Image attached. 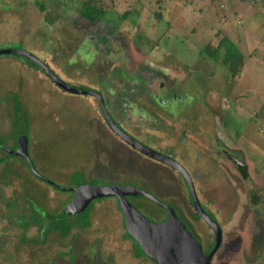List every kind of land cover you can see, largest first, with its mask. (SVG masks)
Instances as JSON below:
<instances>
[{
	"label": "rangeland",
	"instance_id": "1",
	"mask_svg": "<svg viewBox=\"0 0 264 264\" xmlns=\"http://www.w3.org/2000/svg\"><path fill=\"white\" fill-rule=\"evenodd\" d=\"M84 2L89 12L100 11L101 21L96 25H91L80 16ZM2 6L6 8L5 12H2ZM36 7H43L42 12L36 14ZM123 13H126L124 17L121 16ZM45 15L48 23L45 22ZM82 23L88 26L84 27ZM0 24L3 27L0 30V49L27 50L48 64L63 82L76 86L85 83L99 88L107 103L112 104L110 110L119 123L148 146L164 154L166 151L162 147H167L169 153H176L185 160L183 146L189 144L196 148L191 143L195 138L191 133L189 139L185 133H173L175 129L178 132L179 126L195 127L203 133L211 128L232 147L239 146L240 150L234 152H237V157L242 154V158L249 160L246 167L250 175L246 174L245 178L229 165L231 172L228 176L224 175L222 181H226L230 190L227 196L235 195L234 205L245 202L246 205L240 208L242 212L239 214L235 212L237 208L234 206L235 210L228 215H223V209L218 205L217 212L211 208L221 227L222 237L209 264H264V249L260 254L262 247L258 245L257 250L253 251L251 244L248 245V239L243 245L247 255L239 256L243 248L240 247L238 253L234 244L238 237L235 234L236 228L241 222L244 225L242 234H245L249 230L246 227L255 229L254 219L262 218L260 210L252 208L255 205L252 199H264V185L261 187L260 184H264V0H0ZM101 32L105 33L99 34ZM77 33L83 34L84 40L91 43H94L97 36H101L108 45L109 40L113 44L108 46L110 51H100V55L92 54L88 67L75 62L68 65L70 71L64 70L68 60L67 46ZM222 37L229 41L240 56L238 69L235 65L237 70L231 77L222 62H219L222 55H215L217 51L222 53L224 50L216 46L217 40ZM206 44L207 50L202 48ZM86 46L89 51L91 47H96L88 43ZM216 57L219 61H214ZM97 59L106 62L102 63L104 70L99 73L93 69ZM19 61H23L21 65L16 63ZM29 62L24 56L0 55L1 130L14 120L12 115L10 118L6 115L13 113L12 105L16 99L13 93L20 87V78L34 75L32 72L36 68ZM154 72L159 75L153 76ZM36 73L44 77L38 69ZM134 79L138 82L131 81ZM109 86L115 88L117 96L106 97L111 92L106 89ZM164 86H175L174 94L181 105L180 109L183 113L192 114L189 113L187 117H169L163 113L157 102L165 93ZM36 92L29 93L33 102L30 106H27L24 99L23 107L27 106V112L20 113V119L17 120L19 125L15 128V132L19 128L28 135L31 131V136L40 143L35 152L43 157L36 159L40 166L36 165L28 149L36 171L67 188L69 184L67 186L60 182L56 175V166L71 169L79 166L86 172L94 168V171L100 173H94L96 176L93 178H90L92 173L90 177L76 174L72 181L74 185L85 182L96 186L124 184L127 176L124 175L126 173L121 174L119 167L125 163L116 155V147L112 148L113 143L109 140L111 136L99 133L98 125L86 106L57 94L42 103L41 97H33ZM125 94L130 97H121ZM122 98L131 99L130 109L131 105L125 109ZM86 99L87 107L94 112L95 104L88 97ZM98 114L100 116L99 111ZM164 126L169 128L163 134L164 139H160L162 133L156 130L152 133L153 129L150 128L161 129ZM109 133L115 136V133ZM0 140L5 141L2 134ZM122 151V146H119L118 152ZM140 163V160L134 158V164ZM187 163H192L188 156ZM46 166H50L49 173ZM115 166L118 173L114 171ZM181 178L178 177L177 183L186 189ZM6 182L0 180V264H153L148 258H133V244L125 238L122 216L118 204L109 200L112 197L93 201L89 226L86 228H72L65 238L58 231L50 232L44 244L22 242V237L31 239L40 236V226L33 222L39 221L43 227L54 225L50 216L65 208L69 202L66 196L70 193L40 188L37 190L40 203L34 199L8 198L10 192L8 186L4 188ZM136 185L141 186L139 183ZM206 189L211 190L210 186ZM241 191L246 194V198L242 197ZM219 192H215L216 195H220ZM221 194L226 196L225 188H222ZM216 199L220 203L224 202L223 198ZM42 204L47 205L44 207ZM136 204L149 220L158 221L151 210L144 208V204ZM46 208L53 210L52 213L46 212ZM74 217L65 218L62 224L74 220ZM191 225L201 240L202 250L205 249L208 240L212 238L210 232L200 222ZM17 226L23 228L22 237ZM256 231L252 232L254 236L259 234V231L255 234ZM70 235L74 237L71 242L74 245L70 244ZM263 238L262 233L259 242L264 243Z\"/></svg>",
	"mask_w": 264,
	"mask_h": 264
},
{
	"label": "flooded vegetation",
	"instance_id": "2",
	"mask_svg": "<svg viewBox=\"0 0 264 264\" xmlns=\"http://www.w3.org/2000/svg\"><path fill=\"white\" fill-rule=\"evenodd\" d=\"M81 17L85 18L83 15ZM44 18H45V22L48 23L47 22L48 21L47 20V15H45ZM85 19L87 20V18H85ZM99 21H101V20L100 19L98 21H89V20H87V22H89L91 25H96L97 22H99ZM83 24L84 23H82V26H83ZM86 26H88V25L84 24V27H86ZM82 30H83V28H81L80 32H82ZM105 31H106V29H105ZM104 33L105 32H101L99 34H104ZM109 33H111V32H109ZM82 36H83V34L80 35V34L77 33V36L74 37L75 39H72L70 41V45L67 46V52H68V60L66 62L67 65H70V63L74 64L75 62H78L79 65L82 64V66L88 67L87 64L89 65V59L93 57L92 54L100 55V51H104V52L110 51L108 49V46L113 44V41L109 40L110 44L108 45V43L106 42V39H102L101 36H97L95 41H94V43L93 42L91 43L88 40H84L85 38H84V36L82 38ZM67 42H69V37L67 39ZM87 43L91 44L93 46L95 45L96 47H91L92 50L90 49V51H89V50H87V48H89V47L86 46ZM128 48H129V45H128ZM72 57H73V60L71 59ZM98 59H97V63L95 62V65H94L93 69H94V72L96 71V72L99 73V71L102 72L104 70L103 69V64H106V62L105 61H100L99 62ZM46 65L48 66V64H46ZM81 68L84 69L83 67H81ZM89 69H92V68L89 67ZM52 72H54V71H52ZM69 75H70V73H68V77H69ZM152 75L153 76H155V75L158 76L159 73L154 72ZM151 78H152V76L149 77V79H151ZM131 81H133L135 83L138 82V81H135V79L131 80ZM66 83L69 84L70 86L76 88V89H79V90L88 89V90L93 91V92H98L100 94V96H101L102 103H103L105 111L108 112L110 118L129 137L139 141L142 144L147 145V147H149L150 149L155 150L156 153H158V154H160L162 156H165V157L175 161L180 167L184 168V170L187 172V174H188V176H189V178L191 180L190 183H191V186H192V190L194 188L193 193L195 191L194 196L196 194L195 198L197 197L198 204L201 207V209L203 210V213H206L207 216L212 218L215 221V223L217 224L218 227H219L218 222L214 218L212 210H215L217 212V209H219V208L216 207V204H215L214 200H212V199L211 200H207V199L202 197L203 193L201 191H202V188H203L204 185H205L206 188H207V186H210V188H211V186L214 185L213 186L214 189L212 188L211 190H215V192H217V193H218V190H220V192H219L220 195H216V193L215 192H211V190H207L206 193H207V197L223 198L224 202L221 201V204L225 205V208H223V210L221 211V212H223V215H228V214H230L231 211H234L235 210L234 206L237 208V210L235 212H238V214L242 212L243 208H245L246 202L245 203H241L238 206L234 205L235 204V202H234L235 201V197H234L235 195L231 194V196L230 195L227 196V193H229L230 190L226 186V183H225L226 181H222V180H224L223 176L226 175V174L228 176L229 172H231V169H230L229 165L236 170L237 174L241 173V175L242 176L244 175L245 178H246V174L250 175L249 169L246 167L248 165L244 163L242 156L237 157L236 156L237 152H234L235 150L239 151V149H238V148H240L239 146H233L232 147V145H229L227 142H225L223 140L224 138H221L220 136H218L217 132L214 133L213 130H211V128H210L211 131L210 130L208 132L204 131V133H203L201 130L195 129V127L194 128H190V127L184 128L183 126H179L178 129H177L178 132L175 129V131L173 133H176V134L188 133L189 134L190 132H192L194 130H197V132H199L197 137L200 138L201 140L203 139L202 144H199L198 148H196L195 151L190 154V158L192 160V163H190V166H189V164L187 163V160H183V159L179 158L178 155H176V153H173V155H172V153H169V150H167V147H162L161 144H159V147H162V148L165 149V151H166L165 153L166 154H164L161 151H158L155 148H152V147L148 146V144L143 143L142 141L138 140L134 136V134H132L126 128H124L119 123L117 117L111 112L110 108L112 107V104L110 103L109 100L108 101H109L110 104L107 103V100H105V98H104L105 96L103 95L102 90H100L99 88L92 87L91 85H88V84H85V83H83L85 85L80 83L77 86L73 85V84H71L69 82H66ZM128 86L131 87L132 85H128ZM57 87L59 88V86H57ZM174 87L175 86H172L171 88H167L166 86L163 87L165 93H163V96L160 99H158V102H157L158 104L157 105L159 106L161 111L163 113L167 114V116H169V117H173L175 115H178V116H180V115L183 116L184 115V117H187L189 115V113L192 114V112L188 111L189 113L186 112L187 113L186 114V113H183L182 109H180L181 105H180L179 101L177 100V97L174 94V92H175L174 91ZM106 89H108V91H111V92H109L106 95V97L117 96V93H116V90H115L114 87H112L113 90L110 88V86L108 88H106ZM113 92H115V93H113ZM71 94L76 96L74 98L75 102H78L79 105L80 104L83 105V106L85 105L87 110L90 111V114L93 117V119L95 121V124L98 125L97 128L100 127L102 129H104L102 131V133L100 132V134H103L104 136L109 134L111 136V137H109V140H111V142L114 145V146L112 145V148L117 147L119 149V146H122V148H124L125 150H128L129 153H133L135 159H137V160L147 159L148 161L155 163V167H153V169H151V168H149V170L146 169L147 171H151L152 170V172H154L153 173V174H155L154 181L150 180L148 178V176H146L144 174L145 171L143 172V170H141V168H142V166H140L141 163L139 165H136V164L132 165L131 164L128 167L129 169L123 171L121 174L123 175L124 173H127V174H124V175H126L127 177H129L133 181H129L127 183L125 182L124 184H121V186L131 185V186H135V187H137V188H139V189H141L143 191L146 190L147 193H149L154 198H157L158 201L166 203L169 206H171L173 208V212H174V214H176V217L178 218V220L185 226V224L183 222V220H184L185 223L189 226V228H187V226H185V228H187L188 231L192 234V236L197 240V243L199 244L201 252L206 254L211 248V246L209 247V245H212V243H213L214 234L211 231L210 227H208L195 214L193 206H192V203H191V199L189 198V191H188L187 185L185 183L186 180L184 179V177L178 171H176L175 168L172 169V168L168 167L167 165H164V164L156 161L155 159L148 157L147 154L140 153V151H138L137 149H135L134 147H132L131 145L126 143L124 140H121L119 137H117L116 134L113 137L109 133V131L110 132H112V131L105 124V120H104V117H103V111H101L100 103L94 96H92V95H90L88 93H83L85 95L87 94L86 96L83 95V94H74V93H71ZM87 97L89 98L90 102L95 104V111L94 112L91 111V109L89 107H87V99H86ZM121 97H130V95H126L125 94V96H121ZM186 98H188V97H186ZM122 102L124 104L125 109L129 105H131V106H129V109L132 107L131 99L126 98L124 100L122 98ZM182 102H184V101L182 100ZM198 102L200 103L201 101H198ZM177 103H179V105H177ZM108 106H109V108H108ZM97 110L100 112V116H99ZM203 110H204V108H203ZM150 128L153 129L152 133H155V130H156V132L162 133V137L160 139H164L165 138V135L163 136V134H166L167 130L169 129L168 127L164 126V128L163 127L161 128V129H164L163 132H161V131H159V130H161L159 127L158 128L150 127ZM182 130H187V131L182 132ZM145 133H147V132H145ZM149 138H151L150 134H149ZM229 146H231V147H229ZM159 147L157 146V148H159ZM122 154L124 155L121 158L122 159V163L126 164L127 163L126 162V160H127L126 156H125L124 153H122ZM195 160H196V162L199 160V164H198V167H197L198 170L197 169H193V167H195L194 166ZM140 162H141V160H140ZM132 168L134 169L133 171H132ZM137 169H140V171L138 172ZM227 170H229V171L227 172ZM133 172H134V176L132 177ZM222 173H223V175H222ZM219 176H221V178H219ZM178 177H180V178L182 177L181 180L182 181L184 180V184L186 186V189H185V187H183V185H181L180 183H177ZM216 178L218 179V181L216 180ZM209 180H210V183L207 184V182ZM204 181H206V182H204ZM220 181H222L223 183L220 182ZM133 183H136V184L139 183V184H141V186H138V185L133 184ZM219 183L221 185L220 189H218L219 188ZM223 184H224V186H223ZM227 184H229V183H227ZM260 184H261V187H263L264 184H262V183H260ZM222 188L226 189V196H224V197L221 194ZM185 191L187 192V195H186ZM241 193H242V197L246 198V194L243 193L242 191H241ZM69 195H70L69 196V199H70L72 193H70ZM160 197L171 198V200H170L171 202L168 203L166 200H164V199L162 200V198H160ZM226 198H229V199L226 200ZM126 199H128L133 204H134V202H136V203L137 202L138 203L141 202L142 204H144V208H148V210H151L150 212H152L157 217V219H158L157 222H159V221H161V220H163L165 218V209L163 207L159 206L158 204L150 201L146 197L144 198V197L138 196V195H131V196H126ZM217 203H220V201L218 200ZM252 203L255 204V205H252V208L254 209V207H255V208L259 209L260 210V215L262 216V218H261V220H259V218L254 219L255 222L253 223V225L255 226V229H252L251 226L246 227L247 229L249 228V230H247L245 232V234L244 233L242 234V230L244 228L243 227L244 225L241 222L239 224V227L236 228L237 229V233H235V234L238 237L235 240L234 244L236 245L237 252L239 253V251L241 250L240 247L243 248V245L246 244L247 240L249 239L248 240V245L250 246V244H251L252 250L253 251H255V249L257 250V247L259 245L260 247H262L261 248L262 251L261 252L258 251V252H260V254H262L263 249H264V243H263V241L259 242L261 240V239H259V237L260 238L262 237V233H263V237H264V217L262 215V214H264V199L262 201V200H259L256 197H254L252 199ZM151 204H153L152 205L153 208L151 207ZM247 204H249L248 201H247ZM211 208H212V210H211ZM240 208H242V209H240ZM196 222H200V224L204 225L208 229L210 234H211L212 238H210V240H208V243H207V246H206L207 248L209 247L207 251H205L206 247H205V249H203L204 251L202 250V248H201L202 244L200 243L201 240H200L199 236L197 235V233L195 232L194 227H192V225H191V224H194ZM190 228H191V230H190ZM219 228H220V235H221L219 241H221V237H222L221 227H219ZM254 230H257L255 232V234H257V232L259 231V234H258L259 237L258 236H254V234H252V232H254ZM252 235L254 236V238L252 237ZM263 240H264V238H263ZM259 249L260 248H258V250ZM243 254L247 255L245 250H244V248H243V251H241L239 253V256H242ZM255 255H257V254H255ZM241 258H243V257H241ZM261 258H262V256H260L259 260H261ZM261 262H262V260H261ZM259 264H261V263H259Z\"/></svg>",
	"mask_w": 264,
	"mask_h": 264
},
{
	"label": "water",
	"instance_id": "3",
	"mask_svg": "<svg viewBox=\"0 0 264 264\" xmlns=\"http://www.w3.org/2000/svg\"><path fill=\"white\" fill-rule=\"evenodd\" d=\"M0 55H16L26 57L33 62L51 82H54L60 89L74 94L88 93L94 96L100 103L101 111L107 127L126 143L140 151L142 154H147L148 157L167 165L172 169H176L186 180L189 191V198L197 217L202 220L214 234V240L210 250L204 254L201 252L197 240L192 236L187 228L178 220L173 208L166 203L160 202L157 198L151 196L147 191H143L135 186H121L118 183L108 184L105 186H96L88 182L76 185L72 190V195L69 202L61 211L60 216L74 215L83 211L86 206L95 199L112 197L116 199L119 212L123 220V229L128 233L130 238L140 247L147 258L154 264H209L211 255L218 246L220 240V228L215 221L203 213V210L195 198L190 178L184 168L180 167L175 161L162 156L150 149L147 145L129 137L118 125L110 118L105 111L101 96L98 92H93L88 89L79 90L66 82H63L58 76L52 72L44 61L40 60L27 50L20 49H0ZM17 150L16 154L27 161L28 169L34 175L38 172L32 166L31 159L28 154L27 136L23 129H20L17 135ZM138 195L146 197L150 201L158 204L165 209V218L159 222H153L144 216L126 196ZM59 216V217H60Z\"/></svg>",
	"mask_w": 264,
	"mask_h": 264
},
{
	"label": "crops",
	"instance_id": "4",
	"mask_svg": "<svg viewBox=\"0 0 264 264\" xmlns=\"http://www.w3.org/2000/svg\"><path fill=\"white\" fill-rule=\"evenodd\" d=\"M82 4H86V2H84ZM5 10H6V8L3 7L2 12H5ZM42 10H43V7L42 8L41 7H36V12H37L36 14L41 13ZM2 29H3V27L2 28L0 27V30H2ZM22 62L23 61H19V62H16V63L21 65ZM32 65L34 66V64H32ZM34 68H36L35 70L37 71L38 68L36 66H34ZM68 68H69L68 65H67V67L64 65V70L66 69V70L70 71ZM35 70H33V72L31 71L32 74H34L32 76H28L27 75L26 78H24V79L20 78V80H19V77H18V80H19V83H20L19 84L20 87L16 88V91H14L13 95H14V97H16L15 100L19 101L20 105L22 107H23L24 99H26L27 106H30V104L33 103L31 101V97L32 96L29 95V93L34 92V91H37V92H36L35 95H33V97H41L43 99L42 103H46V101L48 99H53L55 94H57L59 97H62V98L64 97L65 99H68V100H70V99L74 100V98L76 97L75 95H72L71 93H69L67 91H64V90H62L60 88L58 89L56 84L54 82H51L39 69L38 70L44 75L45 79H44V77H41L38 73H36ZM60 90H62V91H60ZM44 98H46V99H44ZM263 106H264V104H263ZM26 107L24 106L23 108H21V110L23 112H27ZM42 108L45 109V106H43ZM11 112H13V110H11ZM10 115H12L13 118L15 117V113L14 112L12 114H8L7 113L6 117L10 118ZM262 117L264 119V110H263V113H262ZM10 121H11V119H10ZM13 122H14V120H13ZM13 122L8 124V125H6L4 128H2V130L0 128V135L2 134L4 136V138H5L4 142L2 140H0V180L7 181L5 186H4V188L8 186L7 188L9 189V192H10V195H8L9 196L8 198L13 196L15 199L16 198H25L26 200L27 199L28 200L34 199L35 201H38L40 203V201L38 199L37 190H39L40 188H43V189L47 188L49 190H51V189H50V187L46 186L43 182H40L38 179H36L34 176H32L30 174V172L28 171L27 166H25L23 164L22 157L15 153L16 150H17V145H18L17 135H18V132H19L20 129L18 128L17 131L15 132V126L13 125ZM98 130H99V133L100 132L102 133V131L104 129L98 127ZM190 133L192 134L193 138H195L194 141H191V143L196 148H198L199 144H202L203 139L201 140L200 138L197 137L198 134H199V132H197V130H194V131H192ZM25 134L27 136L28 149H29V152H30V156L33 157L32 159L36 162V165H38L37 164L38 161H36V159L38 157L43 158L39 153L38 154L35 153L36 149H37V147H38V145L40 143H38V141L31 136L32 135L31 131H30L29 135H28L27 132ZM189 134L185 133V136H186L187 139H189ZM29 140H30L31 143L29 142ZM188 142H189V140H188ZM183 147H185V151H184V153L186 155V159L185 160H187V156L190 157V154L193 153L196 148H193V146L189 145V144H185ZM118 151H119V149L116 147V151L115 152H116V155L118 156V158L120 159L121 162H122L121 158H122V156H124L122 153L125 154L126 159H127L126 160L127 163L125 164L126 166L122 165L121 167H119L121 169V171L123 172V171L129 169L128 168L129 165H131V164L133 165L134 164V155H133V153H129V151L125 150L124 148H123L122 153L118 152ZM241 156L243 157L242 154H241ZM128 158H130V159H128ZM140 160H141V166L143 168V172L145 171L144 174L146 176H148V178L150 180L154 181V178H155V174H153L154 172H152V170L151 171H147L146 169H148V170H149V168L153 169V167H155V163L150 162L147 159H144V160L140 159ZM243 161H244L245 164H247V161H249V160H247V159L245 160L243 158ZM194 163H195L194 164L195 167H193V169H197L198 164H199V160L197 162L195 160ZM116 165H117V163H116ZM38 166H40V165H38ZM189 166H190V164H189ZM46 167H47L46 171H48V169H50V166L49 167L46 166ZM117 169H118L117 166H115L114 171H116V173L119 172V170H117ZM133 170L134 169L132 168V171ZM55 171H56V175L58 176L60 182L64 183L65 185L69 184V186L67 185L69 187V189H73L77 185V184L74 185L73 182H72L73 179H74L73 178L74 175L80 174L82 176L85 175V176L90 177L89 175H90V173H92V175H91L92 177H90V178H93V177L96 176L94 173H98V172L94 171V168H92L91 170L86 172L85 170H83L79 166H75L72 169L71 168H67L65 166H62V168H60V167L58 168V166H56ZM48 173H49V171H48ZM98 174H100V173H98ZM133 174H134V172H133ZM126 178H127V180H125L124 183L125 182L127 183L128 181L131 180L129 177H126ZM204 182H206V181H204ZM213 186L214 185L211 186V189L212 188L214 189ZM206 191H207V189H206V187L204 185L203 188H202V191H201L203 193L202 194L203 198H205L207 200H211L212 199V200L215 201L216 207L218 205L222 209L225 208V205H221V203H217L218 200L216 198L207 197ZM211 192H215V190H211ZM63 193H67V192H63ZM65 195H67V194H65ZM69 196L70 195H68V197L66 196V198L69 199ZM160 198L166 200L167 202H169L171 200V198H168V197H160ZM109 200L110 201H114L115 203H117L116 199H114V198H110ZM7 205H8V203H7ZM46 205L47 204H42V206H44V207ZM46 210H47L46 212H49V213H52V211H53V210H48L47 208H46ZM60 212L57 211V213H60ZM29 215H30V212H29ZM41 228L42 227L39 228V230H40L39 232H42ZM18 229L21 232V237H22L23 236V234H22L23 233V228L18 227ZM39 237H37V238H39ZM65 237H67V236H64L63 238H65ZM31 239H33V238H31Z\"/></svg>",
	"mask_w": 264,
	"mask_h": 264
},
{
	"label": "trees",
	"instance_id": "5",
	"mask_svg": "<svg viewBox=\"0 0 264 264\" xmlns=\"http://www.w3.org/2000/svg\"><path fill=\"white\" fill-rule=\"evenodd\" d=\"M85 6H86V4H82L81 9H80V15L81 16L83 15L89 21H98L100 19V17H99L100 11L97 12L96 10H94L93 13H95V14L97 13V14L93 15L92 12H89L88 10L85 9ZM126 13H123L121 16L124 17ZM216 46H218V48H222L224 50L222 53L220 51H217V53L215 55L221 54L222 58L219 61V59H217V57H216L214 59V61L218 60L219 62H222V64L226 68L225 70H226L227 74L231 77L235 73V71L238 69V66H239L238 62H240L239 53L231 47V44H229V41H227V39L225 37L219 38L217 40ZM207 47H208L207 44L202 46V48L206 49V50H207ZM213 51H215V50L213 49ZM213 55H214V53H213ZM29 63L33 64L32 61H30ZM235 65H236L237 69H236ZM13 107H14L13 112L15 113L13 125L15 126V128H17V126L19 125L17 123V120L20 119L19 115L22 112V110H21V107L19 106V103L17 100L14 101ZM23 164L25 166H27V169H28V164H27V161L25 159H23ZM32 166H33V164H32ZM33 168L35 169L34 166H33ZM28 171H29V169H28ZM35 171H36V169H35ZM29 172L32 176H34L40 182H43L46 186L53 188L60 193H63V192L72 193L73 189H69V188L62 187V186L58 185V183H55L53 180H50L47 177L40 175V173L38 171H37L38 172L37 175H34L31 171H29ZM93 201L94 200H92L86 206V208L83 211H81L77 214H74V215L70 214V215L60 216L61 212L56 213V214H52L50 216V218H51V221L54 225H52L51 227L50 226L43 227L40 225L39 221L33 222V223L39 224V226L42 227L41 228L42 232H41L40 237L39 238H33V239L22 237V242H27V243L32 244V245L43 244V243H45V241H47L46 239H47V236L50 232H53V231L57 232L58 231L59 234L64 237V236H69L70 232L72 231L71 230L72 228H76L78 230L86 228V226H89V215H90V211L93 208V205H92ZM133 205L138 209V206L135 203ZM118 209H119V207H118ZM71 216H75L74 217L75 219L74 220L70 219L68 223L62 224L63 220L65 218H71ZM27 225H28V223H27ZM27 225L25 227H27ZM121 225L123 228V220H122ZM124 234H125V238L130 239L132 244H133V258H135V260H140L141 258H147V256H145L143 254V252L140 250V247L134 242V240H132L130 238V236L128 235V233L125 230H124ZM73 240H74V237L71 238V241H70L71 245H74L71 243ZM208 248L206 249V251L208 250ZM148 260H150V259L148 258ZM93 264H94V262H93Z\"/></svg>",
	"mask_w": 264,
	"mask_h": 264
}]
</instances>
